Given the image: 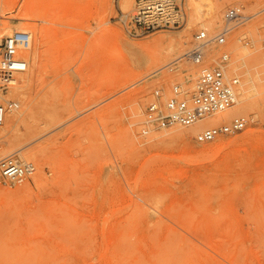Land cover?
<instances>
[{
  "label": "rangeland",
  "instance_id": "rangeland-1",
  "mask_svg": "<svg viewBox=\"0 0 264 264\" xmlns=\"http://www.w3.org/2000/svg\"><path fill=\"white\" fill-rule=\"evenodd\" d=\"M31 1L45 14L53 8L55 17L41 13V19ZM124 1L129 8L122 9ZM134 1L0 0V40L15 26L47 34L35 43L38 73L27 97L10 96L13 83L0 91V101L16 103L6 112L21 113L17 123L0 126V155L14 152L8 157L34 168L21 183L0 173V264H264V66L254 68L246 57L230 78L236 92L245 83L242 131L198 142L190 126L182 137L169 131L177 125L146 124L148 104L163 106L174 84L191 93L185 86L193 80L174 79L167 69L165 80L153 85L147 71L131 74L122 45L146 52L160 37L187 33V52L205 29L188 26L187 0H181L182 26L136 36L122 21ZM236 1L222 11L239 8L242 21L264 7V0ZM25 8L37 10L29 15ZM242 21L225 43L207 46L205 56L212 48L218 53L197 65L199 73L186 63L195 65V82L203 68L232 59L226 45L239 30L238 43L258 45L264 55V18L255 35L242 32ZM34 106L43 126L37 137L25 118ZM29 152L33 157H20Z\"/></svg>",
  "mask_w": 264,
  "mask_h": 264
},
{
  "label": "built area",
  "instance_id": "built-area-1",
  "mask_svg": "<svg viewBox=\"0 0 264 264\" xmlns=\"http://www.w3.org/2000/svg\"><path fill=\"white\" fill-rule=\"evenodd\" d=\"M181 4V0H135L131 13L125 15L122 21L128 32L136 36L160 29H177L183 23ZM244 18L239 8L228 9L225 23L217 34L210 36L199 31L194 35L193 45L186 53L188 59L195 65H202L206 47L211 43L223 44L226 33ZM28 43V34L20 31L12 32L0 40V91L12 83L17 72L25 70L26 65L16 64L18 60H22L17 57V49L27 48ZM159 96L160 92L156 90L154 97ZM234 103L235 92L225 79L222 68H203L191 93L185 91L180 84H174L172 95L163 106L157 101L148 104L144 122L159 127H188L204 119H218L217 123L203 126L196 136L198 142H210L221 135L234 134L245 128L247 118L241 114L233 115L228 120H220ZM14 107L16 103L12 101H0V126L6 110ZM147 132V128L142 130L143 134ZM33 171L31 165H21L11 157L0 160L1 175L15 183L23 182Z\"/></svg>",
  "mask_w": 264,
  "mask_h": 264
},
{
  "label": "bare ground",
  "instance_id": "bare-ground-1",
  "mask_svg": "<svg viewBox=\"0 0 264 264\" xmlns=\"http://www.w3.org/2000/svg\"><path fill=\"white\" fill-rule=\"evenodd\" d=\"M32 2L33 1H31V3ZM36 2H33L36 6L33 3L31 4L32 8L33 7L39 8L38 3L36 4ZM233 2H237V1L236 0H187V8L189 11L188 26H191L192 24L199 25L201 28L205 29V30H200V31H204V32L207 31L209 33V35H211L213 33L212 30L218 28L222 24V22H224L223 18L225 17L226 12L224 13L222 11L223 8L228 6L229 4H232ZM41 7H42V4H41ZM41 7L38 10V12L41 11L40 14L43 13L44 16L46 14H49V15H46V17H48V18L50 16H51V18H53V16L55 17V15H52V13H56V11H54L53 8L48 9L50 7L46 8V6H45V8L48 9L47 11L51 13V15H50V13L45 14L44 10L41 9ZM127 8H129V3L124 1L122 3V9H127ZM28 10H30V9L25 8V11H26L25 13H28L29 12ZM35 10H37V9L34 8V10L33 11L30 10L29 13L30 14H31V12L35 13L36 12ZM49 10H51V11H49ZM226 11H227V9H226ZM249 13H251V14L250 15L246 14V15H249L247 17V20H245L246 22L242 21V22L246 23L245 28L242 30V32L246 29L247 32H249L251 35H255L258 31L259 24L261 23V21L264 18V7H261V8L259 7V9L257 8V10L254 9V11H251ZM43 14L40 15V18ZM57 15H56V17H57ZM243 15H245V14H243ZM44 16H42V18ZM59 16L60 15H58V18H55V19H59ZM36 17H38V16H36ZM25 18H27V17H25ZM29 18H30V16H29ZM31 18H33V17H31ZM12 28L13 27H8V30H11ZM14 28H16L17 31L26 32L28 34V37H29V43H28L27 48L24 50L23 49L17 50V56L21 57L22 60H18V62L16 63L17 65H21V64L26 65L25 69H27V67H28V73L20 75L23 72H21V71L17 72V74H16L17 78H14L12 81V83H13V85L11 86L12 88L9 87V88H11L10 96H16L17 95V96L27 97L26 96V93H27L26 90L33 83V81L36 78V75L38 73V60H39L38 56H39V53L35 48V43H36L37 39L39 41H41L40 43H42L44 40V36L46 37L47 34L44 33V31L41 30V28L40 29H36V28L31 29L28 27H21V26H15ZM238 32H241V31L240 30L237 31V33H235L231 37V39H229V41L226 45L228 52L232 54V59L227 64L220 66L223 70L225 79L227 80L228 83L231 82L230 78H232L233 76L239 75L238 72H239V70L242 69L240 67V65L242 66L241 60H244L246 57H249L248 60H250V63L252 64V65L250 64V66H252L254 68H257V67L262 68L264 66L263 65V62H264L263 56L264 55H263L261 47L258 45L253 46V48L243 47L241 44L238 43L239 40H237V39H239L238 36H240V35H238L239 34ZM11 33L12 32L7 34V36L10 35ZM5 35L6 34H4V33L2 34V36H5ZM187 40H189V34H187V33H185L184 35H182L180 37H173V36L172 37H160V38L154 40L151 43V45L146 44L147 48H148V50L146 48V52H144V49H142L143 48L142 46H140L141 48L139 47V49H134L136 47H132V46L126 47L123 44L122 46H124V48L121 47V50L123 49L125 52V58L123 60L129 65L131 74L134 73L135 71H139V70L147 71L149 73L148 78L152 79V82H153L152 83L151 81H149L148 84L152 83L153 85L154 84L158 85L159 82L166 77L167 69H168V71L174 70L172 72V75L175 76L174 79L175 78L181 79V78L185 77V78H187V81H189V79L193 80L190 83V85H188V86H185V84H183L185 87L191 89L196 83L194 80H196V77H197V74L199 73L200 68L196 65L198 67V73L195 74V69H194L195 65L193 64L191 67H188L186 64L188 61H190L188 59V57L186 56L187 52L184 51V49H183V46L187 44ZM193 40H194V37H193ZM224 43H225V41H224ZM215 44H217V43H215ZM192 45H193V43H192ZM219 45H221V44H219ZM149 46H150V48H149ZM149 49H151V50L153 49L154 51L151 52ZM140 52H143V53H140ZM209 52H210L209 54L211 55V56L209 55V57H211L212 60H215L216 59L215 57L217 56V53H218L217 50L212 48ZM171 56H172V58L169 61H167V58L171 57ZM225 56L227 57V55H225ZM209 57L207 56V58H209ZM212 60H211V62H213ZM205 61H207V59ZM205 61H204V63H206ZM240 61H241V63H240ZM190 63H192V62L190 61ZM215 64H217V63H215ZM206 65H208V64H205L204 66H206ZM210 65L213 66L212 63ZM247 66H246V68H247ZM244 68H245V64H244ZM23 71H26V70H23ZM18 75H20L19 80H18ZM145 80H147V78ZM172 80H170V81L172 82ZM243 82H244V80H243ZM245 82H247V80H245ZM244 84L243 85L241 84L239 86L240 90H238V92H236L233 85L230 84L231 87L233 88L234 92H235V103L230 110L226 111L222 115V117H220V120H226L227 117L243 113V108L240 106V103L243 101L242 92H244L246 89V88H244ZM191 90H193V89H191ZM134 99H136V97H134ZM134 99L130 100L133 102V103L131 102L132 104L137 102V101L134 102L135 101ZM149 102H151V98L148 101V103ZM134 111H136V110L134 109ZM134 111H133V113H134ZM38 114L39 113L36 112L35 106L25 114V118H28L32 121L31 131H32V133L35 134L34 137H37L40 134L38 132V130H40V128L43 127L42 125L38 124L40 122H37L35 120V118ZM20 116H21V113L5 112V114L3 116L2 125H6L7 123L15 124L19 120ZM218 121H219L218 119H213V118L204 119V120L197 122L193 126H190L187 129H189L192 133L196 134L197 132H199L203 128V126L212 125L214 123H217ZM180 127L182 129H180ZM180 127L178 125L175 128L171 127L169 131L175 130L178 135L184 137V135L186 134V131H185L184 127H182V126H180ZM160 129H162V128H160ZM35 131H37V132H35ZM140 132H141V130H140ZM167 132L168 131H164L163 133L166 134ZM4 136H5L4 131L0 130V138L4 137ZM196 136H197V134H196ZM13 153L14 152L5 153L4 155L2 154V156L0 155L1 156L0 158L3 159V158L8 157V156H14ZM19 153H20V151H19ZM34 154H35V152L34 153L29 152V153H25V154H20L22 156H20V155L19 156L20 157L26 156V158H27V157H33ZM215 193H217V192H215ZM215 193L212 192L210 194H212V196L219 197L218 193H217L218 196L214 195ZM221 195L222 194H220V196ZM202 196H205V195H202ZM202 196L199 197V199H201ZM222 197H225V196H222ZM204 199H206V197ZM225 200L228 201V198ZM217 201H219V199Z\"/></svg>",
  "mask_w": 264,
  "mask_h": 264
}]
</instances>
